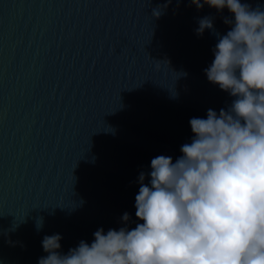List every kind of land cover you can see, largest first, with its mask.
<instances>
[{
  "label": "water",
  "instance_id": "95a60500",
  "mask_svg": "<svg viewBox=\"0 0 264 264\" xmlns=\"http://www.w3.org/2000/svg\"><path fill=\"white\" fill-rule=\"evenodd\" d=\"M225 19L191 0H0V264H37L45 235L90 244L125 212L143 223L140 172L235 99L204 74Z\"/></svg>",
  "mask_w": 264,
  "mask_h": 264
},
{
  "label": "clouds",
  "instance_id": "9594fccd",
  "mask_svg": "<svg viewBox=\"0 0 264 264\" xmlns=\"http://www.w3.org/2000/svg\"><path fill=\"white\" fill-rule=\"evenodd\" d=\"M191 2L232 14L204 69L235 97L231 106L191 118L194 135L181 155L156 156L140 172L134 207L143 223L129 230L125 212V226L99 228L90 244L81 240L67 253L60 234L45 235L47 255L37 264H264V11L241 0ZM198 23V36L213 28L208 17Z\"/></svg>",
  "mask_w": 264,
  "mask_h": 264
}]
</instances>
